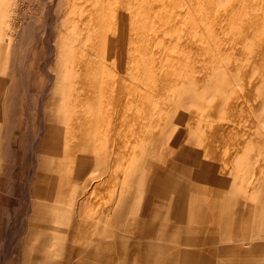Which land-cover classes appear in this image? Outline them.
Here are the masks:
<instances>
[{
  "label": "rangeland",
  "instance_id": "rangeland-1",
  "mask_svg": "<svg viewBox=\"0 0 264 264\" xmlns=\"http://www.w3.org/2000/svg\"><path fill=\"white\" fill-rule=\"evenodd\" d=\"M263 164L264 0H0V264L60 259L84 225L114 264H264L242 213Z\"/></svg>",
  "mask_w": 264,
  "mask_h": 264
},
{
  "label": "crops",
  "instance_id": "crops-1",
  "mask_svg": "<svg viewBox=\"0 0 264 264\" xmlns=\"http://www.w3.org/2000/svg\"><path fill=\"white\" fill-rule=\"evenodd\" d=\"M78 170V169H77ZM102 167H100L99 170H97V172H101ZM95 172V170H94ZM63 179V177H62ZM90 184V183H89ZM89 187V185H88ZM39 188H36L34 196L36 198L37 197V190ZM41 190V189H39ZM43 191V190H41ZM55 193V188L54 185H51V188L46 187L45 189V194L44 196L39 197L38 199H40L41 201L37 202L35 201L34 203V210H35V217L36 218V210L37 208H41L44 206L43 204V200H49L52 201V204L46 205V206H50L51 208L49 209V213L48 210H46L45 216L44 218L41 216L42 214H39L38 218H42V224L44 219L45 221H49V223H53L54 222V201H58L57 199H54L52 196ZM39 206V207H38ZM42 210V209H41ZM86 218V217H85ZM37 219V218H36ZM35 227H43V228H47L44 226H40L37 225L36 223L34 224ZM100 226H95V228L93 230L89 229L87 230V226L84 225L83 226V230L82 228L78 231L76 236H71L69 231H66L63 233H59L57 234L56 237H59L60 239L65 238L68 242V244H65L67 246V249L64 251V253H66L62 258H55L54 252L52 250H48V249H41L40 247H45L47 248L49 245L44 243L39 245L38 249H34V247H32V245L30 246H26L25 247V253H23V245L19 246L17 249L18 254H25V258L22 259L21 264L23 262V260H25L24 264H114L116 262L117 259V254L116 253V233L115 232H109V234L107 235V233H103L102 229H99ZM52 234V233H50ZM52 236L54 237L55 234H52ZM73 237V240L75 239V241L78 243L77 244V250L74 251V246L73 245V241H70L69 238ZM109 239L108 241L113 242L114 246L113 250L111 252H113L114 254H112L111 252H104L103 248L107 247L108 245L104 246V239ZM112 239H114V241H112ZM110 242H107L108 244ZM61 244V243H60ZM60 244L57 243V246L60 247ZM90 246V247H89ZM88 247V249H87ZM33 248V249H32ZM36 252V255L39 254L41 255V257H35V255L32 253ZM28 252V253H27ZM30 252V254H29ZM77 252V254L79 255V257L77 258V260H70V254L71 253H75ZM27 254V255H26ZM29 254V255H28ZM90 254H94L95 257L94 258H87V255ZM28 257H30L32 260H29ZM28 259V260H27ZM20 264V263H19Z\"/></svg>",
  "mask_w": 264,
  "mask_h": 264
},
{
  "label": "bare ground",
  "instance_id": "bare-ground-1",
  "mask_svg": "<svg viewBox=\"0 0 264 264\" xmlns=\"http://www.w3.org/2000/svg\"><path fill=\"white\" fill-rule=\"evenodd\" d=\"M73 1V0H72ZM114 1V0H113ZM107 4V3H106ZM101 5V4H100ZM100 7V6H99ZM107 7V6H106ZM99 10V9H97ZM97 13V12H96ZM101 16V15H100ZM102 18H100L101 20ZM105 19V18H104ZM123 19V18H122ZM96 21V20H95ZM99 21V20H98ZM114 21V20H113ZM103 24V22H101ZM100 25V24H99ZM206 46V45H205ZM190 47V46H189ZM127 48V46H126ZM227 54V53H226ZM129 56V55H128ZM126 57V56H125ZM189 62V61H188ZM127 63V62H126ZM190 64V63H189ZM128 68V67H127ZM208 77V76H207ZM240 101V100H239ZM248 107V106H247ZM227 109H230V108H227ZM225 110H226V107H225ZM226 112V111H225ZM208 113V111H207ZM215 120V119H214ZM230 122H235V121H230ZM223 123V122H222ZM225 124V122L223 123V125ZM236 124V123H234ZM241 124V123H240ZM231 125V124H230ZM238 125V124H237ZM233 126V125H232ZM236 126V125H235ZM217 127V126H216ZM234 127V126H233ZM238 127V126H236ZM215 128V127H214ZM240 128V126H239ZM208 129H212L211 126H209ZM234 129V128H233ZM212 131V130H211ZM219 132H222V133H227V129L226 128H223V127H220L218 128ZM119 132V131H118ZM188 133V132H187ZM216 133V132H215ZM230 134L231 136H237L239 138H241L242 133H240V131H235V130H231L230 131ZM217 135V134H216ZM216 135L214 136L213 140L211 141V150H210V156H211V160L213 161V163H210L212 164L211 165V172H212V177H211V184L214 188H217V187H220L223 182H224V178H225V175L224 172L222 173V171H225V170H222L220 171L219 169V166L222 167L225 163V161L227 160V152L225 150H223V148L220 147V141L219 139H217ZM228 140V139H227ZM232 141V140H231ZM237 141V140H236ZM229 143H232V142H229ZM228 143V145H229ZM227 145V146H228ZM226 147V145H225ZM207 148V147H206ZM227 150V149H226ZM230 155V154H229ZM218 157H220V160L218 159ZM218 159V160H217ZM218 161V162H217ZM264 165V164H263ZM225 168V167H224ZM263 166L261 168V170L263 171ZM260 169V168H259ZM262 171L260 172L262 174V177H258V181H257V184H255V186L253 187V193L250 194L247 199L251 200L252 201V198L254 199V204L253 205H248L246 204L244 207H242V213L245 215V220L244 223L246 225V228L249 229L248 233L252 234V233H255L256 232V227H260L262 224H264V177H263V174L264 172L262 173ZM226 172V171H225ZM222 173V174H221ZM257 176V175H256ZM261 176V175H260ZM208 178V177H206ZM241 178V177H240ZM257 178V177H256ZM248 190V189H247ZM211 196L209 197V204L210 206H212V208H214L215 211H217L218 209V213L220 212H223L224 211V202H227L226 201V197L223 193V190H221V193L220 194H216V193H211L210 194ZM256 198V199H255ZM218 206V207H217ZM212 210V209H211ZM222 215L218 214V216H213L212 217V223L213 222H216L217 223L219 222L220 223V218H221ZM217 217V218H216ZM216 223V225H217ZM221 223L222 225H224L223 227H226L225 225H228V221L225 220L222 222L221 220ZM215 228V227H214ZM217 229V228H216ZM214 229V230H216ZM247 229V230H248ZM252 232V233H251ZM216 233V232H215ZM215 239V238H214ZM262 239V238H261ZM233 242H236V241H227L226 239H223V240H220V241H216L215 243H217L218 245L219 244H227V243H233ZM246 242V241H245ZM251 242V241H250ZM256 242V241H255ZM261 242V241H260ZM264 243V242H263ZM255 244V243H253ZM258 244V243H257ZM256 244V245H257ZM249 245V244H248ZM252 247V246H251ZM250 247V248H251ZM261 247L262 246H259L257 245L256 247H254L252 250L255 252V253H258L260 252L261 250ZM251 250V249H250ZM253 252V254H255ZM227 255V254H226ZM247 255V254H246Z\"/></svg>",
  "mask_w": 264,
  "mask_h": 264
}]
</instances>
